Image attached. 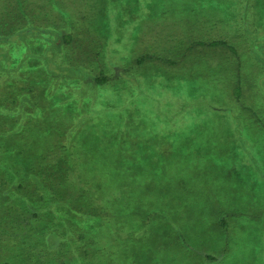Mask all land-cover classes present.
Segmentation results:
<instances>
[{
	"label": "trees",
	"instance_id": "16d2710c",
	"mask_svg": "<svg viewBox=\"0 0 264 264\" xmlns=\"http://www.w3.org/2000/svg\"><path fill=\"white\" fill-rule=\"evenodd\" d=\"M35 1L0 0V264H264V162L257 153L264 121L253 117L246 125L253 132L236 123L235 149L224 157L208 138L171 139L176 147L167 151L196 156L197 172L189 176L208 182L203 203L189 204L172 188L173 174L163 178L142 160L143 150L128 147L121 133L129 123H103L135 105L137 88L147 90L143 84L155 78L154 65L169 73L182 53L139 48L117 57L115 42L104 40L107 12L124 4L117 0ZM209 6L230 12L221 20L235 45L196 37L205 21L188 11V21L176 23L186 29L192 20L187 54L198 47L197 56L207 59L220 45L264 69V0ZM212 24L206 32L215 34L220 21ZM242 59L228 65L240 108ZM256 138L258 150L249 151ZM244 228L255 233L243 235Z\"/></svg>",
	"mask_w": 264,
	"mask_h": 264
},
{
	"label": "rangeland",
	"instance_id": "374dc122",
	"mask_svg": "<svg viewBox=\"0 0 264 264\" xmlns=\"http://www.w3.org/2000/svg\"><path fill=\"white\" fill-rule=\"evenodd\" d=\"M117 1L124 4L112 7L107 12L112 16L109 17V33L105 34L104 39L105 42H115V49L119 52L118 55L116 54L117 57L128 56V53L136 54L139 48H146L151 53L167 57L179 51L178 53H182V58L169 73L164 67L154 65L152 73L155 78H148L149 80L143 84L147 90L142 87L137 88L135 105L131 104L125 113L117 114L115 122L104 121L103 123H129L128 130L121 133L123 138L129 139L128 147L131 150L134 148L138 151L143 150L140 153L142 160L147 166L160 172L163 178L173 174L172 188L182 192L189 204H201L203 201L200 199V194L207 190L205 184L208 182L203 179L193 180L189 176L197 172L196 167L199 165L195 163L198 159L194 155L174 154L172 149L167 151L170 147H176L172 143V138H178L179 141L186 138L191 140L208 138V145L213 150L216 149L214 153L217 156L229 155L235 149L232 147L235 144L232 128L236 123H242V126L248 128L247 123H254L253 117L255 119L259 117L264 121V89L260 79V76H264V69L252 62L247 55L246 59H242L241 56L236 59L234 55H227L228 48L220 45L215 49L218 54L208 52L205 55L207 59L197 56L200 54L198 47L192 51L191 55L187 54L186 48L194 37L188 30L193 26L192 20L189 19L186 29L185 26L176 23L186 21L188 11L196 12L197 17L194 20L205 21L201 30L203 34L196 33V37L209 39L217 36L219 38L217 42L225 40L229 45H235L231 38L230 26L221 20L226 22L231 19L230 12H219L210 7L209 2L214 0H193L190 7L186 6L185 0L183 3L182 0ZM181 3L184 8L181 7ZM32 4H36V1L33 0ZM7 5L4 6L11 10L12 8ZM11 13L18 14L17 11L14 14V10ZM217 13L222 15L220 20L215 18L214 14ZM213 20H217V23L220 21L219 26L216 25L218 30L215 34L206 32L210 26L214 25ZM77 28L75 32L80 31L79 26ZM241 59L243 61L240 69L244 83L242 88L244 96L240 99L242 108L232 101L233 81L236 79L234 80L231 76H235L236 72L233 67L228 66L238 62L240 64ZM128 62H131V58H127L125 65ZM201 62L204 64H199ZM222 67H225L224 71ZM250 82L253 86L248 88ZM246 88L252 93H249ZM129 90L132 89L129 88ZM143 95L146 99H142ZM245 106L252 110L250 112L244 110ZM248 130L253 132L252 129L248 128ZM257 140L256 138L252 142L255 146L249 151L258 150ZM260 143L263 148L264 135ZM189 148L191 149L190 145ZM240 153L242 152H236L238 155ZM244 155L248 162L249 160L251 163L254 162L252 155L246 151ZM200 166L210 165L200 163ZM210 167L212 171L218 173L213 165ZM179 179L183 180L181 185L177 183ZM212 188L213 191H220L218 186H212ZM203 196L209 195L203 192ZM213 196L216 195L212 194L211 197ZM218 199L219 202L225 201ZM202 217L203 215H197L195 220L200 222ZM251 232L244 228L242 234L250 235ZM245 254L247 253H244L243 257Z\"/></svg>",
	"mask_w": 264,
	"mask_h": 264
},
{
	"label": "crops",
	"instance_id": "0c3cea01",
	"mask_svg": "<svg viewBox=\"0 0 264 264\" xmlns=\"http://www.w3.org/2000/svg\"><path fill=\"white\" fill-rule=\"evenodd\" d=\"M264 126V125H263ZM257 153H260V157H261V159H262V161L264 162V147H263V149L261 150V152H257Z\"/></svg>",
	"mask_w": 264,
	"mask_h": 264
}]
</instances>
